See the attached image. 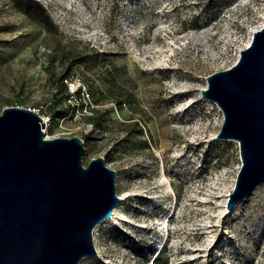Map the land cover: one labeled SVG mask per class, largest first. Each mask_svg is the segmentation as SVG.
Segmentation results:
<instances>
[{"label":"rangeland","instance_id":"1","mask_svg":"<svg viewBox=\"0 0 264 264\" xmlns=\"http://www.w3.org/2000/svg\"><path fill=\"white\" fill-rule=\"evenodd\" d=\"M13 1L0 0V111L37 110L45 137L79 136L83 164L102 155L116 170L119 202L78 264H264V181L226 211L238 144L215 138L222 114L200 95L262 25L264 0H36L50 26ZM65 79L92 115H74Z\"/></svg>","mask_w":264,"mask_h":264},{"label":"water","instance_id":"2","mask_svg":"<svg viewBox=\"0 0 264 264\" xmlns=\"http://www.w3.org/2000/svg\"><path fill=\"white\" fill-rule=\"evenodd\" d=\"M238 53L200 89L222 114L215 138L238 144L226 210L264 181V15ZM44 127L30 107L0 111V264H78L96 255L93 228L120 199L116 170L102 155L83 164L81 137L47 138Z\"/></svg>","mask_w":264,"mask_h":264},{"label":"built area","instance_id":"3","mask_svg":"<svg viewBox=\"0 0 264 264\" xmlns=\"http://www.w3.org/2000/svg\"><path fill=\"white\" fill-rule=\"evenodd\" d=\"M228 67L229 66H227L226 68H228ZM66 84H67V90L71 94L70 96H74V97L77 96L79 98V101L76 103V105H75L76 107L74 108V112H75L74 115L75 114H77L76 116L92 115L93 114L92 110H93L95 105L93 104V102L89 98V93L87 91V88L84 85H82L81 83L75 82V81L67 83V80H66ZM72 106H74V105H72ZM40 116L42 117V119L45 123L44 128H46L47 122L49 121V117L44 116V115H40Z\"/></svg>","mask_w":264,"mask_h":264},{"label":"trees","instance_id":"4","mask_svg":"<svg viewBox=\"0 0 264 264\" xmlns=\"http://www.w3.org/2000/svg\"><path fill=\"white\" fill-rule=\"evenodd\" d=\"M14 1L18 4H21L24 7L31 6L35 10V12L38 14L40 20L42 21L41 23L50 26L51 21L49 19V15L46 13L42 4H40L38 1L36 0H14ZM214 1H217V0H210L212 4L214 3ZM59 75L61 76L60 79L63 80L65 78L64 76L65 75L67 76V73H61ZM70 95L71 94H68V93L66 94V96H70ZM72 111H73V106L69 104H65L63 109L58 111V115L59 117H63L67 114L71 115Z\"/></svg>","mask_w":264,"mask_h":264},{"label":"bare ground","instance_id":"5","mask_svg":"<svg viewBox=\"0 0 264 264\" xmlns=\"http://www.w3.org/2000/svg\"><path fill=\"white\" fill-rule=\"evenodd\" d=\"M263 19V18H262ZM248 43H249V41H248ZM238 56H239V54H238ZM238 56H237V58H238ZM162 179H163V177H162ZM166 186H168L167 184H166ZM227 211V210H226Z\"/></svg>","mask_w":264,"mask_h":264},{"label":"flooded vegetation","instance_id":"6","mask_svg":"<svg viewBox=\"0 0 264 264\" xmlns=\"http://www.w3.org/2000/svg\"><path fill=\"white\" fill-rule=\"evenodd\" d=\"M43 25H46V24H43ZM62 73H64V72H62ZM61 74V73H60Z\"/></svg>","mask_w":264,"mask_h":264}]
</instances>
